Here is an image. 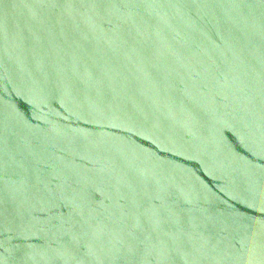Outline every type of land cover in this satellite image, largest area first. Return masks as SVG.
<instances>
[{
  "label": "water",
  "instance_id": "water-1",
  "mask_svg": "<svg viewBox=\"0 0 264 264\" xmlns=\"http://www.w3.org/2000/svg\"><path fill=\"white\" fill-rule=\"evenodd\" d=\"M0 264H264V0H0Z\"/></svg>",
  "mask_w": 264,
  "mask_h": 264
}]
</instances>
